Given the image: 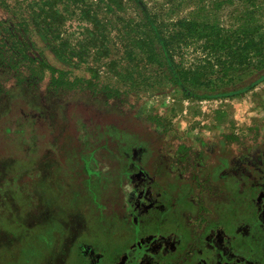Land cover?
Segmentation results:
<instances>
[{"label": "rangeland", "instance_id": "1", "mask_svg": "<svg viewBox=\"0 0 264 264\" xmlns=\"http://www.w3.org/2000/svg\"><path fill=\"white\" fill-rule=\"evenodd\" d=\"M144 1L169 27L264 33V0ZM0 22L37 59L0 61L36 81L0 89V264H264V68L200 98L132 55L119 83L120 35L143 23L131 0H0ZM207 51L176 58L210 66ZM41 61L122 94L55 88Z\"/></svg>", "mask_w": 264, "mask_h": 264}, {"label": "trees", "instance_id": "2", "mask_svg": "<svg viewBox=\"0 0 264 264\" xmlns=\"http://www.w3.org/2000/svg\"><path fill=\"white\" fill-rule=\"evenodd\" d=\"M131 1L140 10L143 23L136 35L132 37L120 35L122 55L111 62L114 75L119 83H121L120 81L125 82V71H127L122 64L128 62V57L132 55L135 57L145 56L149 62L161 69L172 83L190 90L191 94L200 98L216 95L231 96L236 91L235 89L228 91L227 87L236 83V79L241 77L240 73L245 72L248 68L254 71L264 68V33L259 34L258 37L250 31H230L213 24L194 20L177 21L169 27L154 14H151L144 0ZM0 35H3L0 44L7 46L6 51L3 49L0 53V61L5 62L7 57L15 54L20 56L19 61L24 59H30L33 63L37 61L28 55L29 52L24 48V43L20 41L18 46L13 45L10 36H5L4 28L1 25ZM11 38L13 39L14 35ZM17 38H19L18 35ZM20 38L22 39V36ZM8 40L9 42H7ZM192 43H198L202 49L212 51L207 52L214 56V64L210 61L209 66L198 60V62L186 67L180 63L176 56L184 46ZM129 44L130 47H133L132 50L129 49ZM60 56L63 57L62 54ZM7 64L10 66L6 73L8 79L5 81L4 73H2V77L0 75V89L5 88L8 93L7 97L12 96L13 101H15L18 99V95L13 94L14 92L26 91L27 87L34 85L36 81H28L27 78L20 77L15 80L9 79V75L17 66L11 64L10 61H7ZM0 66H2L1 63ZM34 68L43 74L45 71L49 72L50 85L55 88H61L64 91L75 89L89 91L88 93L94 96H104V102L107 104L112 103L114 99L117 101V97L122 94L119 86L100 83L96 74L88 80L80 77L71 80L66 70L58 69L53 65H45L43 61L40 62V66L36 67L35 65ZM28 79L31 80L30 77ZM197 87L208 89L206 92L200 93L195 90ZM210 93H214V95Z\"/></svg>", "mask_w": 264, "mask_h": 264}]
</instances>
